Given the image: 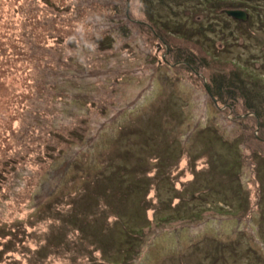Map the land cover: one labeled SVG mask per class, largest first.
Returning <instances> with one entry per match:
<instances>
[{"label":"rangeland","instance_id":"374dc122","mask_svg":"<svg viewBox=\"0 0 264 264\" xmlns=\"http://www.w3.org/2000/svg\"><path fill=\"white\" fill-rule=\"evenodd\" d=\"M37 1L0 0V264H264V117L242 100L229 108L208 95L211 76L230 72L234 60L264 77V31L224 14L198 40L159 25L152 34L138 25L139 1L120 0L125 32L113 17L63 15L68 38L55 14L75 0H58L39 2L45 21L28 34L22 12ZM173 9L193 25L180 5ZM103 33L112 39L106 51L95 44ZM10 39L26 61L44 52L48 69L33 62L25 82L17 55L15 80L8 77ZM180 51L196 59L198 73L172 59ZM121 166L122 190L143 189L117 212L115 197L103 205L91 192ZM75 219L86 221L80 232ZM141 225L144 243L135 234Z\"/></svg>","mask_w":264,"mask_h":264},{"label":"trees","instance_id":"16d2710c","mask_svg":"<svg viewBox=\"0 0 264 264\" xmlns=\"http://www.w3.org/2000/svg\"><path fill=\"white\" fill-rule=\"evenodd\" d=\"M40 1L41 3L42 1H44V3L46 4V7L49 8L51 5L57 4L56 1L58 0H39L37 1L36 6L30 7V9L27 11V14H24L22 12L24 16V20L22 21L23 23L21 25V29L24 30L28 34H33V31L38 29L37 27L40 24L41 18H43V20L45 21L46 17L44 13L46 11L44 10L45 8L40 6L39 4ZM76 1L77 0H75L73 4L74 9L69 7L70 9L69 10L67 7H63L62 10L58 9L56 11L57 13L55 14V16L57 17L55 18V20H57V23L59 24V28L61 25L63 29V30L60 29L58 32V34H62L61 36L63 35L69 36L68 38L74 37V33L69 31L70 29H73V27L71 26V22H67L63 19L65 16H71L74 14L77 15L76 17L77 21L80 19L82 20V19L88 18V17L94 18L97 16V14H102V17L107 19L106 21L108 20L111 21L114 18L115 21L118 22L117 25H119V28L122 29L123 32H125L127 25L125 22L126 19L124 20L123 18H121L123 7L121 6L120 0L116 2L117 3L116 5H114V3L111 1L112 4H111L110 9L104 8V6L107 5V2H109L110 0L99 1V2L96 1L98 2L97 5L98 7H100L99 8L100 10L98 9L95 13H90V12L85 13V11H87L88 9L94 8V5L96 4L94 0H87L85 4L83 1H80V2H76ZM138 1L140 5L142 6L143 15L145 17V18L143 17L144 19L140 23H138V25L142 28H149L152 34L154 33L155 30H157L156 27L154 26L159 25L161 28L165 27L167 30H169V32H172L175 34L178 33L180 36L188 38V39L198 40L196 37H199V35L205 36L206 35L205 32L217 30L215 22L219 21L220 17L226 14L224 13V9H231V8H236V9H241V10L244 9L249 15L248 20L245 22L243 21L240 22L234 19L238 27L247 26L248 28H250V26L255 25L253 24V22H255L257 23L259 29L264 31V0H138ZM176 4L180 5L181 7L180 11L181 13H183V15H185L184 20L191 21L193 25H190L187 27L184 26V22H181V20L178 18V16H180L181 14H179L176 9L175 10L173 9L174 5ZM164 8L169 9V13L173 15V17H175L173 20L171 19L169 20L166 16H163L160 13V9H164ZM58 13H60L61 16L58 15ZM81 14L82 16L79 17ZM63 15L64 17L62 18ZM200 16L202 18L203 17L206 18V21H207L206 26H204L202 22L199 20ZM213 17H216L217 19H214ZM120 19H121V22H120ZM77 25L78 24L76 23L75 26ZM18 28H20L19 24H18ZM104 34L105 33H103V35ZM155 37L158 38L159 35L155 34ZM96 39L97 40L94 39L95 44L97 46L96 49L99 47L101 49L100 51L109 50V48L112 45V42H111L112 39H110V37H107L106 35L104 36L97 35ZM9 45H11V47L13 48V53L12 55L10 54L8 59L5 60L6 66L8 67V70L6 71V75H9L8 77H11V76L13 77V72L15 70V67H13V65L16 64L20 60L22 61L23 67H24L22 74H20L21 75L20 77H23L24 80H26L25 82L30 81V78H31V75L28 72H31V70L36 71V67L32 64L33 62L38 61L40 63V66H42V69L45 71L46 69H48L49 63L47 59L43 56L44 52L37 54L38 56H40L39 60L38 58H35L33 61L31 59H28V61H26L25 56L27 54L25 55L24 53H22L23 51L25 52V48L23 46H20V44L16 42V40H13V39L9 40ZM17 55L18 56L20 55L21 59L14 62L15 59H13V56H17ZM172 59L176 61V63L177 62L182 63V64L184 63V66L185 64L188 66H192L193 68L191 69L195 73H198L197 71H199L195 66L196 59L192 57L190 53H188V55L185 56V54H183L181 51L178 53L174 52V54L172 55ZM198 59H203V58L199 57ZM234 61L231 62L233 65V68H231L232 70L230 72L222 73V74H213L211 76V78L209 79L210 86H209L208 91H210L214 95H217L218 99H220L221 101L224 100V102H226L225 100L228 99L230 101V103H228L229 108H233L235 105L238 104L237 101L242 100L246 104V106L251 111H253L256 119L258 118L262 119L264 117V112H262L260 109L264 108V81H263L264 77L256 76V78L254 79V77L252 76L253 77L252 78L250 76L251 74L246 73V71L243 70V67L241 68ZM58 68H59L58 66H54L51 71L47 72L48 76H50L51 72H53V74L56 73ZM33 78L34 77H32L31 80ZM41 79L42 77H40L38 80L37 79L35 80L37 82L42 83ZM122 133L128 134L127 131H122ZM117 151L118 150H116V152ZM149 152L150 151H147L146 154H149ZM118 155H119V152L117 153V156ZM124 157L125 155L123 154V155H120L118 159L123 160ZM174 157L175 155L173 156V158ZM116 160H114V162H116ZM260 162H262L261 163V169H262L264 167L263 158ZM258 164L259 163H256L254 166H257ZM137 166H139V164H137ZM122 167L123 166L119 168V169H122L119 173L118 171H116V174H114L113 176H108L107 181L105 182L104 185L98 186V189L96 191L93 190L91 192L92 196L94 195L93 201L96 202L98 200L99 202H102L103 205L105 202H108L109 196L115 197V198H112V201L110 202L111 205L109 206L113 210L117 209L116 210L117 212H121L120 207H122L121 205L122 203L120 202V200L124 199L127 201L128 199L127 196H129V193L130 194L131 193L133 194L135 192L142 193V189H143L142 187H140V190L138 191V187L137 188L131 187L129 188V191H127V189L124 190V188L122 190L123 186H122L121 181L122 179L125 178L124 174L126 172V170L124 172V169H123L124 167L123 168ZM136 168H133L132 170H136ZM108 179H111V180H108ZM115 183L117 184L114 185ZM138 193H137V196L139 195ZM78 220L81 222V225L79 226L80 230H78L80 232L85 227L86 221L84 220L82 221V219H75L76 222H78ZM118 221L119 220H116V223ZM100 227H101V230L99 231L102 233L103 236H105L107 233L106 230H109V229L107 228L105 229L106 225L103 226L102 223H100ZM128 228L130 230V227ZM123 229H126V227L123 226ZM144 229H145V226L141 225V227L139 228V231L135 233L138 236L137 238H139V240H141L142 243H144V234H141V232L145 231ZM97 239L100 241L99 238ZM130 246L132 247V244H130ZM126 257L127 256L125 255V258Z\"/></svg>","mask_w":264,"mask_h":264},{"label":"water","instance_id":"95a60500","mask_svg":"<svg viewBox=\"0 0 264 264\" xmlns=\"http://www.w3.org/2000/svg\"><path fill=\"white\" fill-rule=\"evenodd\" d=\"M224 13H226L230 18L232 17L235 20H238L240 22H245L248 20L249 15L245 10L231 8V9H224ZM208 93H210L208 91Z\"/></svg>","mask_w":264,"mask_h":264},{"label":"flooded vegetation","instance_id":"af4514ba","mask_svg":"<svg viewBox=\"0 0 264 264\" xmlns=\"http://www.w3.org/2000/svg\"><path fill=\"white\" fill-rule=\"evenodd\" d=\"M159 50V49H158ZM163 61H167V60H165V58H163Z\"/></svg>","mask_w":264,"mask_h":264}]
</instances>
